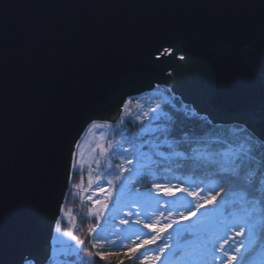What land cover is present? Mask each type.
<instances>
[{
  "label": "water",
  "instance_id": "obj_1",
  "mask_svg": "<svg viewBox=\"0 0 264 264\" xmlns=\"http://www.w3.org/2000/svg\"><path fill=\"white\" fill-rule=\"evenodd\" d=\"M182 55L192 68L178 77ZM262 58L264 0H0V227L20 240L4 264L49 258L91 121L115 122L130 97L164 86L235 123L264 105Z\"/></svg>",
  "mask_w": 264,
  "mask_h": 264
},
{
  "label": "rangeland",
  "instance_id": "obj_2",
  "mask_svg": "<svg viewBox=\"0 0 264 264\" xmlns=\"http://www.w3.org/2000/svg\"><path fill=\"white\" fill-rule=\"evenodd\" d=\"M132 98L127 102L131 103L132 119L139 126L136 133L110 139V121L93 120L76 143L72 165L83 173L74 176L71 167L68 189L52 234V251L44 264L87 263L78 219L80 208L86 203L92 205L95 213L102 212L100 224L93 232L99 245L108 250L140 249L143 264H179L178 241L180 246H185L211 238L217 248L221 245L226 248L236 237L235 231L222 227L230 217L214 201L196 211V204L203 203L201 197H208L204 191L178 185H162L163 191L156 187L142 190L134 186L144 163L163 157L157 139L149 147L142 139L162 128L159 123L163 116L161 104L166 99L155 89ZM112 162L116 163V170H112ZM99 163L107 168H100ZM169 191L174 195L168 194ZM213 209H216L215 214ZM193 223H197L195 227ZM185 229L188 233L194 229V236L186 237ZM153 238L155 243H148ZM157 255L160 260L155 259ZM23 264H35V261L27 259Z\"/></svg>",
  "mask_w": 264,
  "mask_h": 264
},
{
  "label": "snow or ice",
  "instance_id": "obj_3",
  "mask_svg": "<svg viewBox=\"0 0 264 264\" xmlns=\"http://www.w3.org/2000/svg\"><path fill=\"white\" fill-rule=\"evenodd\" d=\"M180 60L184 63L175 65L178 77L189 74L192 68L190 55L187 57L182 55ZM201 68L209 79L215 81L214 70L209 71L207 65H201ZM261 74L264 76V58L261 60ZM159 107L160 105H157V108ZM151 111L155 113L156 109ZM233 120L236 124V130L232 137L216 141L220 145V149L207 155L198 153L196 148L191 147L192 144L200 143L199 138L190 141L188 140V133L185 132L183 133V140H176L174 130H165L168 135L173 136L177 147H182L185 143L189 145L188 149L177 152L176 155L181 156L184 160L197 161L201 166L214 170L219 181L227 182V188L221 187L220 191L224 192L225 196L231 193L234 197L233 202L239 206L237 211L230 213V219L222 225L224 229L235 231L236 237L240 238L236 246L229 245L225 249L221 245L217 248L215 241L211 238L185 246H180L178 241L179 264H218V262L219 264H264V105H261L258 110H241ZM72 143H76V141L73 140ZM168 147L171 148L172 144L169 143ZM189 150L193 155L187 154ZM70 154H72L71 148ZM137 155L141 154L137 153ZM72 168L75 169L76 165L73 164ZM57 169L58 160L53 154L48 172L50 188L54 187ZM126 171L132 172L133 170L126 169ZM153 186L163 191L160 184ZM181 190L187 192V189ZM168 194L174 195L170 191ZM188 195H193V193L188 192ZM218 195L220 192L206 198L201 197L203 203L196 204V211L200 208H206L210 201L216 200ZM188 205L191 206L190 201ZM215 212L216 209H213V214ZM192 214L195 215V212ZM176 223L180 222L177 221ZM67 235H71V233H67ZM19 242L18 237L10 236L0 227V264H4L5 256ZM81 243L83 242L81 241ZM148 243H155V238ZM160 251L163 252L164 249L161 248ZM217 251L221 252L226 260H221L216 255ZM97 255L101 254L97 253ZM155 259L160 260V256L157 255Z\"/></svg>",
  "mask_w": 264,
  "mask_h": 264
},
{
  "label": "trees",
  "instance_id": "obj_4",
  "mask_svg": "<svg viewBox=\"0 0 264 264\" xmlns=\"http://www.w3.org/2000/svg\"><path fill=\"white\" fill-rule=\"evenodd\" d=\"M155 90L166 99L161 104L163 116L159 123L162 128L151 136L146 134L147 136L143 137L142 141L146 147H149V144L157 139V142L160 143L159 149L163 153V157L145 162L142 173L137 178L134 186L142 190H149L154 187V184H160L161 186L178 185L189 189L202 190L208 196L216 195L217 192H220L214 202L221 206L224 212L228 214V217H230V213L237 211L239 206L233 202L234 197L231 193L225 196L224 192L220 191L221 187L227 188V182L219 181L214 174V170L201 166L199 162L184 160L181 156H177V152L185 151V149L189 148V145L185 143L182 147H177L173 136L168 135L165 130H174L176 140H183V133L185 132L188 133V140L190 141L199 138L200 143L192 144L191 147L196 148L198 153L207 155L220 149V145L216 141L232 137L236 130V124L215 123L208 116L198 113L191 105L182 102L180 97L171 93L168 88L158 86ZM129 100H133V98L130 97ZM120 111L121 115L116 122L110 120L109 117H101V119L110 121V139L120 137L122 134L132 135L139 130L138 124L132 119L131 103L128 105L127 102L123 108H118L116 112ZM169 143L172 144L171 148L168 147ZM187 154L193 155L190 150ZM106 166L104 163H99V167L102 169H106ZM112 167V170L117 169L115 162H112ZM82 173L83 170H79V167L73 169L74 176ZM101 213H95L92 205L86 203V205L81 206L78 214L81 225L79 236L84 241L82 252L87 258L86 264H143L141 260L143 252L140 249L108 250L99 245L94 238L93 232L100 224ZM196 224L193 223L194 227ZM193 232H187L186 237L194 236ZM238 240L237 237H233L230 245L236 246ZM97 253L101 255H97ZM216 255L221 260L225 257L221 252H216Z\"/></svg>",
  "mask_w": 264,
  "mask_h": 264
},
{
  "label": "bare ground",
  "instance_id": "obj_5",
  "mask_svg": "<svg viewBox=\"0 0 264 264\" xmlns=\"http://www.w3.org/2000/svg\"><path fill=\"white\" fill-rule=\"evenodd\" d=\"M157 87H158V86H155V88H154V89H156ZM154 89H153V90H154ZM153 90H150V91H153Z\"/></svg>",
  "mask_w": 264,
  "mask_h": 264
}]
</instances>
